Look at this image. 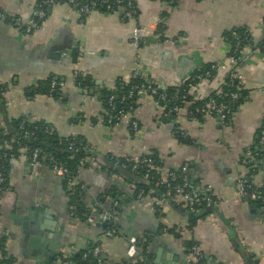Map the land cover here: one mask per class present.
<instances>
[{
	"label": "crops",
	"instance_id": "1",
	"mask_svg": "<svg viewBox=\"0 0 264 264\" xmlns=\"http://www.w3.org/2000/svg\"><path fill=\"white\" fill-rule=\"evenodd\" d=\"M41 2L0 0V13L28 22ZM134 2L141 25L167 15L162 34L145 39L138 53L131 38L136 22L117 11L97 9L84 15L68 3L55 2L30 36L0 15V80L13 88L5 101L8 117L49 122L61 135L78 136L93 147V155L86 157L78 173L84 207L96 209L99 204L102 211L112 212L122 232L107 238L102 218L100 223L86 214L75 215L65 177L41 161L15 155L8 174L11 190L0 193V233L10 264H53L61 256L72 259L100 244L107 250L105 264H145L127 253V239L132 236L140 240L147 264H193L189 249L194 243L203 249V264H254L255 257L264 264V210L261 203L236 193L237 179L249 174L246 151L262 148L264 51H250L242 63L247 78L243 100L229 126L216 117L183 116L179 124L175 116L162 114L163 106L153 96L141 91L136 108L128 113L139 122L135 132L124 121L108 124L103 100L106 91L135 72L166 89L188 81L205 65L233 66L226 35L247 29L258 47L264 40V0ZM76 74L91 80V93L77 84ZM52 76L67 83L60 99L41 89ZM225 80L218 70L213 79L199 82L187 108L206 101ZM34 89L33 95L28 92ZM179 125L189 141L180 140ZM152 154L162 161L164 176L187 163L197 188L210 186L227 199L215 207L227 222L217 212L207 211L191 226L189 215H181L165 200L157 203L147 196L139 201L130 179L105 163L112 157ZM254 169L252 180L264 190V152Z\"/></svg>",
	"mask_w": 264,
	"mask_h": 264
},
{
	"label": "built area",
	"instance_id": "2",
	"mask_svg": "<svg viewBox=\"0 0 264 264\" xmlns=\"http://www.w3.org/2000/svg\"><path fill=\"white\" fill-rule=\"evenodd\" d=\"M175 1V0H172ZM62 2L61 0H42L39 4L38 9L31 20L28 22L23 21L20 17H11L5 13H0L1 17L7 20L12 25L16 26L19 30H21L26 36H30L37 28L40 27L42 21L47 17L48 9L55 3ZM66 3L71 5L76 11L87 15L91 13L93 10H97V6L100 4L106 5V7L111 11H117L123 19H132L135 20V25L132 30V44L135 51L138 53L143 45V42L148 37H158L162 33L167 15H159L153 17L151 19L152 24L149 25H141L137 22L138 18V8L134 2V0H92L89 2H83L80 0H66ZM154 23V25H153ZM264 28V26H263ZM252 47V46H251ZM250 46L244 47L242 49V59L245 61L252 51ZM240 48V41L236 45L235 52ZM264 51V45H263ZM231 60L234 61L233 66H229L225 63H215L211 64L210 69L207 71H201L199 73L192 74L189 79L187 86L183 87V84L174 85L170 88H164L165 90H161L159 84L148 77L147 75H142L137 72L133 73L130 77L124 79V87H129L130 91L128 97L131 98L135 95L136 89L146 92L149 95L153 96L156 101V104L162 107V114L166 117L172 116L176 118V121L180 124L181 118L183 116L196 117L198 114L203 117L208 118H219L223 126H229L231 117L235 113L234 105L240 97V92L244 89L246 83V76L244 74L243 65L239 63L237 57L231 55ZM221 70L224 73L225 79L229 78L234 83L235 89L232 91H225L221 87L218 92L221 93V97L224 99L221 101L208 97L207 100L201 105H193L187 108V103L190 101L188 97L191 96V91L195 86L204 80L213 79L216 75L215 71ZM142 77V78H141ZM78 74L74 75V79L77 82ZM228 81L225 80V84ZM0 83L6 84V87L2 90L1 94L5 98V101L11 98V94L13 93V88H11V84L0 80ZM79 86L81 82H77ZM67 83L65 81H58L57 79L52 80V91L54 88L60 86L61 88H65ZM233 86V84L231 85ZM89 86H85V90H89ZM172 90H168L171 89ZM52 96V94H50ZM123 98H126V95H123ZM13 99V98H12ZM114 95L109 97V105L110 111H107V123L110 125L118 124L122 121L126 122L135 132L140 130L139 122L136 118L129 116V114L124 110L120 109L119 105L115 103ZM167 105V106H165ZM5 122L0 118V128L6 127ZM180 133L187 137L188 133L179 125ZM54 128L49 129L48 131L51 133ZM20 131L23 132L24 137H34L35 133L25 128V124L22 123L20 126ZM260 143L262 148L260 150L248 149L246 151L247 154V163L256 162L257 158L264 152V122L260 129ZM75 147L74 143L70 144V148L73 149ZM14 148L13 141L8 142V150L4 153L3 156H0V193L11 190V186L9 181L6 178V174L1 172L3 169V164L1 160L9 155H13L12 149ZM91 148V147H90ZM93 149V147L91 148ZM28 151L26 146H23L22 153L25 154ZM41 156V149L36 148L29 159L33 162L39 161ZM49 159L52 164H50V168L56 174L61 175L62 177H66L70 174L69 168L65 167L63 164L58 163L54 160V156L52 155H44L43 160ZM115 159V166H121L125 169L130 170L135 173L137 167L141 165V163H145L151 169L156 168V164L151 157L144 158H132L130 160V164L123 161V158H111ZM82 164L85 163V160L81 161ZM180 170L186 174H188L189 165L186 163L180 167ZM175 173H171L173 175ZM170 176V175H169ZM169 176L166 175L162 177L157 184L164 185L166 187L165 192V201L179 204L184 207L186 210L191 212H196V205L204 204L207 207H218L220 204H224L227 202V199L221 198L220 194L212 189V187L207 186L202 189L192 188L188 177L185 176V181L182 184H172L168 179ZM153 179V176L150 174L149 170L145 174L144 178ZM78 182V175L74 178H70L71 187ZM132 188L135 191L136 199L141 201L144 200L147 196L146 191L144 189H140L137 185V182L131 183ZM236 193L239 197H246L253 201H257L261 203L262 209L264 210V190L257 185H255L254 180L248 178V176L243 175L237 179L236 182ZM154 201L157 203L160 202L159 198L151 196ZM161 203V202H160ZM102 221L110 223L114 221V214L109 211H104L102 214ZM92 220V219H91ZM115 223V222H114ZM122 232L120 228L110 227L106 230L105 236L107 238L114 237L120 235ZM3 235L0 233V239ZM140 240L137 236H132L127 239V253L130 257L134 259H140L141 261H145V255L140 248ZM107 251L102 244L96 245L90 252L83 253V261L77 262L73 258H69L68 256H61L58 260H56L53 264H105V256L104 252ZM189 259H194L193 264H203L205 261V254L200 244L194 243L189 249ZM254 264H260L258 259L255 257L252 260Z\"/></svg>",
	"mask_w": 264,
	"mask_h": 264
},
{
	"label": "trees",
	"instance_id": "3",
	"mask_svg": "<svg viewBox=\"0 0 264 264\" xmlns=\"http://www.w3.org/2000/svg\"><path fill=\"white\" fill-rule=\"evenodd\" d=\"M62 2L66 3V0H61ZM83 2H89L92 0H80ZM98 10H103V11H111L109 10L106 5L104 4H100L97 6ZM226 39L227 41L230 43L231 45V55H234L237 57V60H239V63H243V59H242V49L244 47L247 46H252V50H255L257 48L263 50V45H264V40L257 44V46H255V40L254 38L251 36L249 30L247 29H241L238 31H233V32H229L226 35ZM240 41V48L237 50V52H235V48L236 45L238 44V42ZM211 64L205 65L201 70L196 71L195 73H199L201 71H207L210 69ZM217 71H215L214 73H216ZM57 77H50L47 79V81H43L42 82V86L41 89L46 92L47 94H52V96L56 99H60L63 96V88H61L60 86L56 87L53 89V91L51 90L52 87V80L55 79ZM142 78V77H141ZM58 81H61V79L57 78ZM227 84H225L223 86L222 89H224L225 91H232L235 89L234 87V82H232V80H230L229 78H226ZM77 82H81V87L85 88V86H89L91 87V80L88 77H85L82 74L78 75L77 78ZM187 81L183 83V87L187 86ZM233 84V86H231ZM237 84V82H236ZM6 87V84H2L0 83V116H2V119H4L5 122V126L6 127H1L0 128V156H3L5 152L9 151L8 150V142H10L11 140L13 141L14 144V148L12 149L13 155H9L8 157L4 158L1 160V163L3 164V169L1 170V172L6 174V178L8 180V174H9V167H10V158L15 156V155H20L22 153V148L23 146H26L28 148V151H26L25 155L27 156H31L32 152L36 149L39 148L41 149V156L39 161L47 164L48 166H50V164H52V162L49 159H45L43 160V156L44 155H52L54 156V160L58 163L63 164L65 167L69 168L70 170V174L68 176H66L65 182H66V186L68 188H70V192L73 196V201H72V208H73V213L75 215H78L79 217L83 218L84 214H86V209L84 207V188H83V184L80 183L79 181L77 183H75V185H73L71 187L70 185V178H74L75 176L78 175L80 168L83 166V164L81 163L82 160H85L86 157L88 156H92V151L93 149L90 148L89 145H87L86 143H83L81 141L80 138H78V136H63L60 134V132L58 130H56V128L49 122L43 121V120H37V121H33L31 119H29L28 117H21L19 119H13V118H9L7 115V111H6V102H5V98L3 97V95L1 94L2 90ZM160 87V86H159ZM40 89V90H41ZM90 89V88H89ZM161 90H165L164 88L160 87ZM168 90H172L168 89ZM36 91V89L34 90H29L28 92L30 94H34ZM130 88L129 87H124V80H121L119 82V84L116 86L115 89L110 90V91H106V93L104 94L103 100H104V105H105V120L107 121V111H110V105H109V97L111 95H114L115 97V103L117 105H119L120 109H124L127 113L133 112V110L136 108V104H137V99L139 98V94L141 93V91L138 89H136L135 91V95L131 98L128 97ZM27 92V93H28ZM243 91L240 92V97L237 100L236 104L234 105V109L235 112L237 110V108L240 106V104L242 103L243 97H242ZM123 95H126V98H123ZM210 97H214L218 100H222L224 99V97H221V93H219L218 91H215L211 94ZM64 98H66V96H64ZM188 100H191V96L188 97ZM205 102V100L203 101H199V102H195L193 103V105H201ZM164 104V103H163ZM165 105V104H164ZM192 105V106H193ZM167 106V105H165ZM194 107V106H193ZM196 117H199L200 119L203 118L202 115L198 114ZM24 123L25 124V128L29 129L30 131H33L35 133L34 137H24V134L22 131H20V126L21 124ZM54 128V130L50 133L48 130ZM179 138L182 141H189V136L184 137L180 131L178 132ZM260 135V134H259ZM74 143L75 147L73 149L70 148V144ZM91 151V152H90ZM145 157H151L155 164H156V168L155 169H151L150 167H148L147 165H145V163H141V165H139L135 171V175H137L140 179V182H137V185L140 189H144L146 191L147 195H151L154 197L159 198V200H165V192H166V187L164 185L161 184H157V181H159L162 177H164L163 174V163L160 160L158 155H148ZM144 158V157H142ZM258 159V158H257ZM111 161H113L115 163V159H110ZM130 160L131 158H123V161L130 164ZM256 162H251L248 163V167H249V174L247 175L248 178H250L252 180V177L254 175V166L256 165ZM85 164V163H84ZM112 171L122 175L121 173H119L118 171H116L115 169L111 168ZM150 172V174L153 176L149 178L148 180L144 178L145 174L148 172ZM171 173H175L173 175H171ZM170 175V176H169ZM169 181L176 185V184H182L185 181V176L188 177L189 183L191 185L192 188L198 189L197 188V184L196 181H192V178H190V176L184 172H182L180 170V168H176L173 169L169 172ZM125 177V176H124ZM126 179L129 180V178L126 177ZM131 182V179L129 180ZM134 198H136V195L134 196ZM171 206L174 203H170L168 202ZM197 211L196 212H189V218H190V224L191 226H194L198 219L203 217L206 212L208 207L205 206L204 204H198L196 205ZM186 210V209H185ZM118 224L114 223V221L108 223L106 225V229H109L110 227H117ZM119 227V226H118ZM120 228V227H119ZM191 243H189L190 245ZM143 246H145V251H147V243L145 242L143 244ZM93 248H91L88 251H84L82 253L77 254L73 259L77 262H82L83 261V253L85 252H90ZM145 258H147V256L145 255ZM143 262V261H142ZM11 261L10 259H8V256L6 254V249H5V237L2 236L0 239V264H10ZM143 263L147 264L146 261H144ZM254 263V262H253Z\"/></svg>",
	"mask_w": 264,
	"mask_h": 264
},
{
	"label": "water",
	"instance_id": "4",
	"mask_svg": "<svg viewBox=\"0 0 264 264\" xmlns=\"http://www.w3.org/2000/svg\"><path fill=\"white\" fill-rule=\"evenodd\" d=\"M94 91V89H93ZM91 89H90V93H91ZM30 161H32L31 159H29ZM105 163L107 165H109L110 167H112L113 169H115L116 171H118L119 173H121L122 175H124L125 177L131 179L132 181L134 182H140V179L137 175H135V173L131 172L130 170L128 169H125L121 166H115L113 162L109 161V160H105ZM165 203H167V201H165ZM109 205V206H108ZM96 209L95 208H92V209H89L87 210L86 209V217H88L89 219H97L98 222L101 223V220H99L101 217H102V214L104 211H102V208L99 204H96ZM172 207L178 211L181 215L183 216H188L189 215V212L187 210H185L184 207H182L181 205L179 204H173ZM108 210L111 209V206L110 204H107V207H106ZM113 210V209H112ZM207 211H211V212H217L218 215H220V217L223 218V220L225 222H227L224 218V215L218 210V209H215V207H208ZM114 212V211H113ZM108 222H104V225H107ZM148 264H150L148 262Z\"/></svg>",
	"mask_w": 264,
	"mask_h": 264
}]
</instances>
